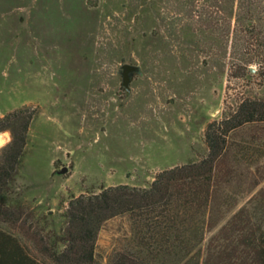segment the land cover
I'll list each match as a JSON object with an SVG mask.
<instances>
[{
	"label": "rangeland",
	"instance_id": "obj_1",
	"mask_svg": "<svg viewBox=\"0 0 264 264\" xmlns=\"http://www.w3.org/2000/svg\"><path fill=\"white\" fill-rule=\"evenodd\" d=\"M258 1L251 32L245 9L236 24L226 0H0V118L19 109L31 116L4 188L0 242L9 238L40 264H54L41 248L62 249L71 198L147 188L161 171L203 159L209 123L242 101L264 102ZM124 64L139 68L128 89ZM0 134L1 153L11 135ZM216 169L219 219L201 243L194 210L178 227L188 230L187 245L148 225L138 234L126 214L103 223L93 264L118 255L126 264H249L235 233H216L241 211L234 230H249L264 246V121L233 130Z\"/></svg>",
	"mask_w": 264,
	"mask_h": 264
},
{
	"label": "trees",
	"instance_id": "obj_2",
	"mask_svg": "<svg viewBox=\"0 0 264 264\" xmlns=\"http://www.w3.org/2000/svg\"><path fill=\"white\" fill-rule=\"evenodd\" d=\"M226 1L235 4V9L231 8V17L236 24L243 19L240 11L245 9V31H257L253 10L260 1ZM26 112V109H19L0 118V133L8 131L11 135L10 142L0 153V216L4 218L8 204L4 188L19 164L31 119ZM254 121H264V102L242 101L223 120L207 125L204 133L207 154L200 161L161 171L147 188L118 185L102 189L98 194L71 198L64 212L66 228L61 238L62 249L58 244L50 248L43 245L41 251L54 264H93L95 243L103 223L126 214L130 215L138 234L144 225H148L146 229L155 231L160 238L173 233L177 239H185L187 245L190 243L188 230L180 232L178 227L186 221L184 214L188 210H194L197 216L198 227L193 234L195 245L201 243L205 232H211L215 220L219 219L214 206L217 202L214 181L217 163L226 151L227 138L239 126ZM240 213L235 212L225 220L216 234H229L228 237L232 238L235 233L238 238L235 249L240 247L248 255L249 264H264V246L255 244V238L251 242L255 235L245 228L234 230L236 219L241 221L238 219ZM261 236L264 237V232ZM112 264H126V258L118 255Z\"/></svg>",
	"mask_w": 264,
	"mask_h": 264
},
{
	"label": "crops",
	"instance_id": "obj_3",
	"mask_svg": "<svg viewBox=\"0 0 264 264\" xmlns=\"http://www.w3.org/2000/svg\"><path fill=\"white\" fill-rule=\"evenodd\" d=\"M0 264H40L30 255L25 254L23 248L9 238H2L0 242Z\"/></svg>",
	"mask_w": 264,
	"mask_h": 264
},
{
	"label": "water",
	"instance_id": "obj_4",
	"mask_svg": "<svg viewBox=\"0 0 264 264\" xmlns=\"http://www.w3.org/2000/svg\"><path fill=\"white\" fill-rule=\"evenodd\" d=\"M139 71L138 66L130 65V64H124L121 66V85L124 89H128L129 83L131 81V78L134 74H136ZM67 171V168H62L58 173L63 174Z\"/></svg>",
	"mask_w": 264,
	"mask_h": 264
},
{
	"label": "bare ground",
	"instance_id": "obj_5",
	"mask_svg": "<svg viewBox=\"0 0 264 264\" xmlns=\"http://www.w3.org/2000/svg\"><path fill=\"white\" fill-rule=\"evenodd\" d=\"M3 141H4L3 136L0 134V145L2 144Z\"/></svg>",
	"mask_w": 264,
	"mask_h": 264
}]
</instances>
